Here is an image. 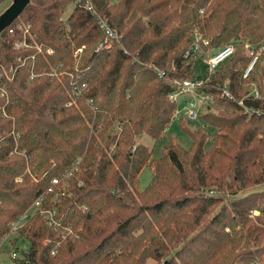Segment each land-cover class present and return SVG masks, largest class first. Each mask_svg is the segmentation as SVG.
Masks as SVG:
<instances>
[{
	"label": "trees",
	"instance_id": "obj_1",
	"mask_svg": "<svg viewBox=\"0 0 264 264\" xmlns=\"http://www.w3.org/2000/svg\"><path fill=\"white\" fill-rule=\"evenodd\" d=\"M86 4L31 0L0 35L9 74L0 78V248L28 215L15 234L30 250L15 264H260L264 114L215 98L220 112L198 119L214 130L208 148L206 131L182 126L190 148L169 138L152 159L138 138L161 139L177 118L168 96L172 81L200 71L183 58L196 38L202 55L235 48L207 93L227 84L240 98L255 83L262 101L253 105L264 110V49L242 78L246 46L264 48V0ZM99 17L121 36L110 49L101 48ZM18 41L30 47L17 49ZM144 168L152 177L139 190Z\"/></svg>",
	"mask_w": 264,
	"mask_h": 264
},
{
	"label": "built area",
	"instance_id": "obj_2",
	"mask_svg": "<svg viewBox=\"0 0 264 264\" xmlns=\"http://www.w3.org/2000/svg\"><path fill=\"white\" fill-rule=\"evenodd\" d=\"M9 1L10 0H0V17L6 11L5 8ZM86 8L89 11H93L94 8L92 5V0H87ZM98 25L104 35L106 42L105 44L101 45V48L110 49L111 44L113 42H118L121 36L117 30L111 28L107 20L101 17H99ZM17 29L25 30V32L28 34L29 26L18 25ZM202 44L207 45L208 43L204 41ZM200 46L201 42L198 38H196L191 46L184 52L183 58L187 59L189 63L199 66L200 70L206 66L207 70L205 74L199 77L195 75L191 79H184L182 81H172V84L175 85L176 90L169 94L168 100L177 107L174 113L175 117L178 115V105L180 101L183 102L186 119H188L190 122L198 121L199 117L207 112L215 113V110L217 109L215 105V98L236 103L242 112L249 117L261 116L264 114L263 109L256 108V106L253 105L262 101V95L255 83H252L250 89L240 98L235 97L227 84H225L223 87L217 88L218 94H215L216 96L211 93H207L206 89L209 88V77L215 74V72L218 71V68L234 55L235 48L232 45H227L221 49H218L213 54L202 55V49ZM16 47L17 49H22L30 46H28L26 41H18L16 43ZM263 49L264 48L262 47L255 51V49L250 48L248 45L246 46V57L248 58V64L242 75L243 79H248L253 71L257 69L259 64L262 62L261 58L263 56ZM156 72L160 78L165 77L164 73L159 69H156ZM3 76H9V74L4 71L0 61V78ZM39 204L40 203L37 202L36 207H39ZM27 219L28 215H25L17 223H15L12 228V233L15 234L17 230L22 225H24ZM47 219L49 220V225H55L53 223L54 213H50ZM16 257L17 254H14L13 258L16 259Z\"/></svg>",
	"mask_w": 264,
	"mask_h": 264
},
{
	"label": "rangeland",
	"instance_id": "obj_3",
	"mask_svg": "<svg viewBox=\"0 0 264 264\" xmlns=\"http://www.w3.org/2000/svg\"><path fill=\"white\" fill-rule=\"evenodd\" d=\"M12 5V0H10L5 8L7 10ZM76 7L75 3H71L65 9L62 19L66 21L72 14ZM105 40L103 44H105ZM207 70V67L204 66L201 69L197 76H203ZM183 101V100H182ZM215 112H220L219 109H216ZM180 118H182L180 120ZM182 126H185L189 129H202L207 132L208 140L205 144V148H208L213 137L214 130L206 126L201 120L190 122L186 119V114L184 111L183 102H179L178 105V115L177 118L171 120L170 124L167 126L161 139L155 141L142 135L138 138V142L148 147L151 150V158L159 159L162 156L163 146L167 143L168 139H173L177 144L184 150L190 148V138L183 132ZM152 173L148 168H144L138 177V189L144 190L151 181ZM258 189V188H257ZM35 208L30 210L28 213L31 216L35 212ZM257 215L256 213H254ZM30 250V244L24 238L20 237L18 234H12L10 237H7L0 248V264H15L19 263L27 258V254ZM14 254H17L16 259L13 258ZM146 264H155L154 261H148ZM260 264H264V260Z\"/></svg>",
	"mask_w": 264,
	"mask_h": 264
},
{
	"label": "water",
	"instance_id": "obj_4",
	"mask_svg": "<svg viewBox=\"0 0 264 264\" xmlns=\"http://www.w3.org/2000/svg\"><path fill=\"white\" fill-rule=\"evenodd\" d=\"M30 3L31 0H13L12 5L0 17V35L21 17Z\"/></svg>",
	"mask_w": 264,
	"mask_h": 264
}]
</instances>
